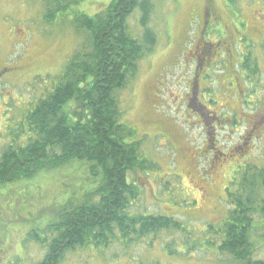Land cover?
<instances>
[{"label": "rangeland", "instance_id": "374dc122", "mask_svg": "<svg viewBox=\"0 0 264 264\" xmlns=\"http://www.w3.org/2000/svg\"><path fill=\"white\" fill-rule=\"evenodd\" d=\"M110 1L83 0L50 21L44 0H0V153L10 131L24 123L81 49L85 37L74 27L79 14L95 15ZM206 1L154 0L156 47L118 99L123 124L136 131L137 141L143 139L141 152L152 165L130 176L141 189L131 211L173 216L187 232L162 233L127 249L119 243L77 249L62 264H238L201 243L217 240L206 230L227 218L226 189L237 168L248 161L264 166V39L242 45L261 71L250 79L240 65L226 62L225 69L226 57L208 60L197 49ZM213 1L224 9L223 0ZM244 1L228 0L239 24ZM138 23L135 15V35L141 34ZM76 171L72 165L23 182L29 189L24 192L23 186L0 189V264L40 262L45 250L27 243L26 235L37 227L43 207L79 192ZM168 243L178 254L169 253ZM255 259L264 260V247Z\"/></svg>", "mask_w": 264, "mask_h": 264}, {"label": "trees", "instance_id": "16d2710c", "mask_svg": "<svg viewBox=\"0 0 264 264\" xmlns=\"http://www.w3.org/2000/svg\"><path fill=\"white\" fill-rule=\"evenodd\" d=\"M81 2L44 0L46 19L67 14ZM154 10V0H111L95 15L79 14L74 27L85 37L81 49L24 123L10 131L2 147L0 189L23 186L24 192L23 182L33 183L43 174L72 165L81 174L79 194L43 207L36 216L39 225L26 235L27 243L45 250L38 264H62L77 249L100 250L115 243L127 249L162 233L187 232L173 216L131 211L141 189L130 176L136 171L146 173L152 165L141 152L143 139L137 141L136 131L123 124L118 99L156 47L151 26ZM135 15L140 35L130 29ZM252 64L250 59L241 65L251 78L261 72ZM232 123L237 125V119ZM226 198L227 218L206 230L217 240L201 245L215 247L238 264H264L255 259L264 247V166L254 161L240 165ZM191 244L197 250L199 244L195 240ZM166 246L170 254H178L170 243Z\"/></svg>", "mask_w": 264, "mask_h": 264}, {"label": "flooded vegetation", "instance_id": "af4514ba", "mask_svg": "<svg viewBox=\"0 0 264 264\" xmlns=\"http://www.w3.org/2000/svg\"><path fill=\"white\" fill-rule=\"evenodd\" d=\"M222 2L224 9L218 7L213 0L205 2L201 17L200 46L197 49L205 50L204 56L209 57L208 60L212 56H218L220 60L226 57L224 61L226 69V62L233 66H241L250 60L245 48L242 47L243 44H249L248 41L244 43L245 39H264V0L244 1V9L240 11L242 15L244 14L243 24H239L235 19V15L230 10L232 6H230L228 0ZM217 62L222 63V61ZM247 71L246 73L249 74L250 78V73ZM200 118L204 119L203 117Z\"/></svg>", "mask_w": 264, "mask_h": 264}]
</instances>
